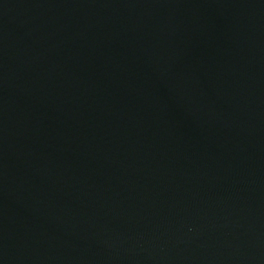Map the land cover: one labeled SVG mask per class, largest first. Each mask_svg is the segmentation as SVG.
Instances as JSON below:
<instances>
[{"label": "water", "instance_id": "95a60500", "mask_svg": "<svg viewBox=\"0 0 264 264\" xmlns=\"http://www.w3.org/2000/svg\"><path fill=\"white\" fill-rule=\"evenodd\" d=\"M0 264H264V0H0Z\"/></svg>", "mask_w": 264, "mask_h": 264}]
</instances>
